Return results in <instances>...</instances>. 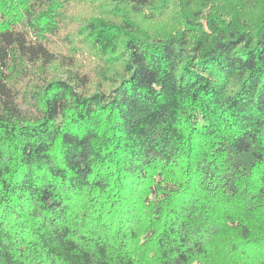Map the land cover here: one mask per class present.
<instances>
[{
	"label": "trees",
	"instance_id": "1",
	"mask_svg": "<svg viewBox=\"0 0 264 264\" xmlns=\"http://www.w3.org/2000/svg\"><path fill=\"white\" fill-rule=\"evenodd\" d=\"M0 264H264V0H0Z\"/></svg>",
	"mask_w": 264,
	"mask_h": 264
}]
</instances>
